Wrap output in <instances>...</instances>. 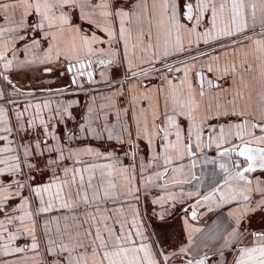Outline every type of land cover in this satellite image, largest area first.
<instances>
[{"label": "snow or ice", "instance_id": "1", "mask_svg": "<svg viewBox=\"0 0 264 264\" xmlns=\"http://www.w3.org/2000/svg\"><path fill=\"white\" fill-rule=\"evenodd\" d=\"M0 17V141L5 142L0 147V255L30 251L40 264H175L173 257L189 252L192 235L188 246L169 252L151 238L155 233L146 234L137 207L141 189L135 162L139 157L142 177L162 161L159 179L174 160L205 146L219 150L229 144L219 152L233 161L231 168L220 164L228 191L217 186L203 197L207 201L219 192L220 201L235 205L215 264H264V231L251 228L254 216H264V179L250 175L264 172V0H0ZM65 32L73 36L70 48L62 44ZM186 52L190 61L177 65L175 58ZM221 54L232 59L221 65ZM93 64L104 69L99 75L110 89L106 103L97 106L92 95L80 119L71 110L77 101H59L54 111L50 101L29 103L22 111L13 109L16 122L10 124L5 105H16L11 96L21 92L10 78L13 71L37 70L50 78L71 74L66 88L43 90L63 95L75 86L77 94L87 95L95 90L81 78ZM113 69L118 78H106ZM87 83H96L91 71ZM32 107L35 112L29 113ZM42 107L48 109L46 118ZM58 124L64 125L61 134ZM81 137L115 143L103 152L91 145L73 147ZM145 149L147 163L139 155ZM118 151L133 163L125 165ZM153 186L149 175L143 181L145 196ZM163 201L152 204L163 208ZM192 209L195 220L196 206ZM53 211L60 215L45 219L38 235L37 218ZM153 215L165 219L164 211ZM21 238L30 244L16 246ZM208 260L205 253L183 264Z\"/></svg>", "mask_w": 264, "mask_h": 264}, {"label": "crops", "instance_id": "2", "mask_svg": "<svg viewBox=\"0 0 264 264\" xmlns=\"http://www.w3.org/2000/svg\"><path fill=\"white\" fill-rule=\"evenodd\" d=\"M0 25H4L3 18L0 17ZM73 43V36L71 33L65 32L62 37V44L68 48L71 47ZM185 45H187V40H185ZM18 47L20 45H17ZM200 48H202L205 52L209 51V47L201 43ZM221 50L217 48V53H220ZM189 53H184L182 56H177L175 58L177 65H179L180 57H185ZM195 45H193V52L191 55H195ZM11 54L9 53V56ZM190 55V54H189ZM238 53V57H239ZM254 53H249L248 59H254ZM190 61L189 58H185ZM232 59L231 54L225 56L223 54L220 55V63L223 65L225 62L230 61ZM207 61H201L197 63V68L193 69V73L201 67V64H206ZM94 66V64H93ZM102 70L95 69L94 79L96 81L95 84H88L85 81H82L85 84L86 88L95 87L96 85H104L103 81L99 73ZM40 73L37 70L33 71H13L10 74V78L16 83L19 82H27L35 79V76ZM208 74V73H206ZM210 75H213L209 73ZM173 77L182 76V73H172ZM70 82L71 74H65ZM60 76V77H63ZM16 77V79H15ZM113 74L107 73L106 78L115 80L113 78ZM192 79L195 81L197 78L192 75ZM18 81V82H16ZM37 81H34L36 83ZM153 83L158 84V80H153ZM3 86V82L0 81V87ZM75 90L72 88L71 91ZM110 91V89H108ZM109 91L100 92L94 94V92H90L86 95V99L84 98V104L90 102V98L92 95L96 96V105L99 106L101 104L106 103L103 99ZM74 92V91H73ZM41 94H44L43 92ZM47 94V93H45ZM84 95L82 93H78ZM58 97V96H57ZM60 97V96H59ZM57 102L61 101L59 98ZM79 95L69 96L66 102L75 101V98H79ZM65 100V99H64ZM55 103V101H53ZM44 103V102H43ZM43 103H40L43 105ZM51 104V103H50ZM76 104V103H75ZM74 104V105H75ZM73 105V106H74ZM34 106V105H33ZM53 111L56 108V105L52 106ZM72 110V109H71ZM86 110V109H85ZM29 111H34L35 108L32 107ZM73 112V111H72ZM76 112V110H75ZM42 113H48V109H44L42 107ZM74 113V112H73ZM83 116V115H82ZM110 116L109 120L111 119ZM114 119V117H113ZM230 147L229 144H224L221 149H217L216 145L213 144L211 147L205 146L201 151H197L194 156L185 155L182 160H174L171 165L168 166L167 172L159 179H155V175H151L154 177V186L151 187V196L149 200L146 199L144 195L145 189L143 187V176H140L139 170V157L136 160L137 166V180L141 189V199L137 204V207L140 212V219L143 221L146 234L151 235L155 233V236L151 238L153 240H159L161 242V246L165 248L167 251H178L181 246H188V236L192 235V244L190 246L189 252L185 254L183 257H173L172 260L175 261V264H183L187 259H192L193 257L203 256L205 253L208 255V264H215L217 261V255L214 253L219 248L222 241V236L226 234V230H230V218L228 216V212L235 207L234 204H227L220 201V193L217 192L212 199L205 201L203 199L204 196L208 195L213 191L220 183H222L226 178V173L221 169L220 164L225 163L231 168L232 160H229L227 156H220L219 152L224 148ZM147 152V150L145 149ZM141 156V152L139 154ZM172 155H175L172 153ZM199 157L200 163H197V158ZM148 160V157L146 158ZM133 161L131 160V164ZM147 163V162H146ZM162 161H158L157 164L161 167V172H164V167L162 166ZM183 165L181 168L180 166ZM156 167L157 166H153ZM151 167V169H153ZM173 169H177L175 172ZM248 175V174H246ZM252 178L257 176L264 179V172L261 170H257L254 173L250 174ZM223 191L227 193V189L224 188ZM188 193H192V195H188ZM170 194L175 195V199H169ZM160 197H164L163 208H161L160 204H152L153 199H159ZM197 201L200 203L197 204ZM196 206L197 218L194 220L191 217L192 206ZM148 206H152V209L155 213H159L161 211L165 212V219L161 221L157 215L151 217L148 214ZM211 208V211L209 210ZM126 214L127 213V205H125ZM187 210V211H186ZM129 223L131 222V215L128 214ZM185 220L188 221L189 227H185ZM161 225H163V229H161ZM41 226L38 224L37 231L40 234ZM200 229L199 232L193 231V229ZM251 228L254 231H264V216L257 214L253 217L251 222ZM250 239L245 241V244L250 243ZM25 246V245H24ZM209 252H213L212 254H208ZM31 253V252H30ZM200 256V257H201ZM227 258L229 261L232 259V255L227 254ZM28 261L34 260V262H39L40 257L35 256L33 253L27 256ZM15 257L7 256L3 261H14ZM36 263V264H37ZM171 264V262H170Z\"/></svg>", "mask_w": 264, "mask_h": 264}, {"label": "rangeland", "instance_id": "3", "mask_svg": "<svg viewBox=\"0 0 264 264\" xmlns=\"http://www.w3.org/2000/svg\"><path fill=\"white\" fill-rule=\"evenodd\" d=\"M190 55H185V57H180L179 60H182V59H185V58H189ZM95 69L98 70H102L103 68H101L100 66L94 64V66L92 65L91 68H88L86 69V74L84 75V77H82V81H85L87 82V73L89 71H91L93 74L95 72ZM112 74H113V78H118L117 77V70L113 69L112 70ZM207 76H209L210 78L212 77V75H210L209 73L206 74ZM16 79V77H15ZM34 81H37L36 83H34ZM54 81V82H52ZM18 82V81H16ZM20 84H17V86L21 89V92L20 93H16V94H13L11 96V99L12 100H15L16 101V105H12V104H7L5 105V107L8 108V116H9V122L10 124L12 125H15V112L13 111L14 108H18L19 110H23L25 104H32V105H35V104H40V103H43L45 101H50V103L52 104V106L56 105L57 106V100H58V97L60 96L61 97V94H57L55 93V91L53 92H47L43 89H47V88H51L53 90L57 89V88H66L70 82L68 81V78L66 76H63V77H60L56 74H54L53 77H45L42 75V73H38V75L35 76V79L32 80V81H27V82H19ZM75 86H72V88L74 89ZM92 89H94L95 91L94 94H97V93H100V92H104V91H109L108 89V86L106 84L104 85H96L95 87H92ZM37 89H42V91H39V92H36L35 90ZM5 91H10L9 89H5ZM74 91V92H73ZM73 91H68V92H65L63 95H62V98L61 101H63L64 103H67V99H70V98H67L69 96H73V95H79L80 97L79 98H75L77 101V103L72 107V111L74 112L73 115L76 116L77 119H80L82 117V115L84 114V112L86 111V104H84V98L86 99V95L84 93V95H81V94H77L76 90H73ZM29 92H33L34 95H31L29 96L27 93ZM44 93V94H41V93ZM47 93V94H45ZM88 95V94H87ZM58 96V97H57ZM65 99V100H64ZM55 101V103L53 102ZM0 103H3L2 101H0ZM76 110V112H75ZM29 113H34V111H29ZM43 115L45 116V118L47 117L48 113H43ZM114 117V116H113ZM113 117H111L110 119V123H115V117L113 119ZM53 124H55V121H53ZM69 126H72V124L70 123ZM64 129V125L63 124H58L56 125V131H57V134H61V130ZM0 135H2V133H0ZM16 137H10V139H15ZM51 142V141H50ZM4 141H0V147H3L4 146ZM115 142L114 141H111V142H108L106 140L104 141H101V140H94V139H91V138H85V137H81L80 140H77L75 142H73V147H83L85 145H91L92 147L94 148H98L100 151H105L106 149L110 150L109 148V145L110 144H114ZM118 154L121 156L122 160H123V163L125 165H130L131 164V159L129 157H124L123 156V152L122 151H118ZM141 156H144L145 157V162H147L148 160L146 159L147 157L149 158V154L143 150L141 151ZM197 160V163H200L199 161V157L196 159ZM103 162V161H101ZM67 163H71L70 161L67 162ZM161 167H153V169L150 168H147L144 173H143V179L144 181L147 179V177L149 175H156L157 172H161ZM48 177H44V180L47 181ZM119 179V177H118ZM151 188H149L147 190V196H146V199L149 200V197L151 196ZM14 203H18V201H15ZM133 203H135L133 201ZM111 206V205H109ZM154 213V210L152 209V206H148V214L151 215V217L155 216L153 215ZM60 215V213H57L55 211L51 212V213H48V214H43L41 215L39 218H37V226L38 224H40V226L42 227L41 228V231H40V234L38 233L37 231V234L42 236V231H43V222L45 219H52L53 217L55 216H58ZM0 219H3V215L0 214ZM60 226L62 227L63 226V221L61 220L60 221ZM50 229L54 232L56 230V227H57V223L56 221L53 220V222L49 225ZM30 244V240L27 239V238H21L19 240L16 241V246H21L23 247L24 245H29ZM213 252H209L208 254H212ZM30 254H32V252L30 253L27 252V253H23V254H15L13 255L12 257H15V260L13 261V264H24V260H26L27 264H36L37 262H34V260H31V261H28L27 259V256H29ZM201 256V255H200ZM200 256H195L193 257V259H198L200 258ZM11 257V256H10ZM7 256H2L0 255V261H3L4 259H6ZM21 258H24L23 260ZM9 262H12V261H9ZM37 264H40V260Z\"/></svg>", "mask_w": 264, "mask_h": 264}, {"label": "water", "instance_id": "4", "mask_svg": "<svg viewBox=\"0 0 264 264\" xmlns=\"http://www.w3.org/2000/svg\"><path fill=\"white\" fill-rule=\"evenodd\" d=\"M86 69H87V67H85L84 70H86ZM207 77L210 78L209 76H207ZM35 91L39 92V91H42V89H37ZM221 151H223V150H221ZM233 159H241L242 160L243 158H238V157L235 156V154H233ZM257 170H259V169H257ZM223 185H224V181L222 183H220L218 186H220V188L223 190L224 189Z\"/></svg>", "mask_w": 264, "mask_h": 264}, {"label": "bare ground", "instance_id": "5", "mask_svg": "<svg viewBox=\"0 0 264 264\" xmlns=\"http://www.w3.org/2000/svg\"><path fill=\"white\" fill-rule=\"evenodd\" d=\"M87 69H88V67H87ZM84 72H85V74H86V70H84Z\"/></svg>", "mask_w": 264, "mask_h": 264}, {"label": "built area", "instance_id": "6", "mask_svg": "<svg viewBox=\"0 0 264 264\" xmlns=\"http://www.w3.org/2000/svg\"><path fill=\"white\" fill-rule=\"evenodd\" d=\"M195 259H196V258H195ZM195 259L192 258V260H195Z\"/></svg>", "mask_w": 264, "mask_h": 264}]
</instances>
